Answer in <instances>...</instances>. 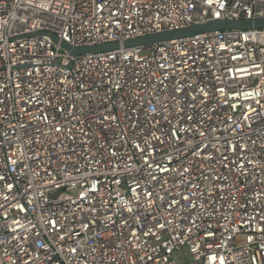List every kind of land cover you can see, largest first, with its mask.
Returning <instances> with one entry per match:
<instances>
[{
	"label": "built area",
	"instance_id": "built-area-1",
	"mask_svg": "<svg viewBox=\"0 0 264 264\" xmlns=\"http://www.w3.org/2000/svg\"><path fill=\"white\" fill-rule=\"evenodd\" d=\"M260 19L264 0H0V264H264V27L123 47Z\"/></svg>",
	"mask_w": 264,
	"mask_h": 264
},
{
	"label": "water",
	"instance_id": "water-1",
	"mask_svg": "<svg viewBox=\"0 0 264 264\" xmlns=\"http://www.w3.org/2000/svg\"><path fill=\"white\" fill-rule=\"evenodd\" d=\"M264 19L256 21H216L207 24H202L187 29L168 31L163 33L152 34L136 39H131L123 42V47H138V46H150L154 44L164 43L171 40L182 39L186 37H192L199 34L210 33L214 31H221L227 29H252L263 28ZM53 40L59 43L58 39L53 36ZM61 47L70 52L71 55L79 54H95L100 52H108L120 48V43H109L103 45H97L94 47L73 48L66 43H60Z\"/></svg>",
	"mask_w": 264,
	"mask_h": 264
}]
</instances>
